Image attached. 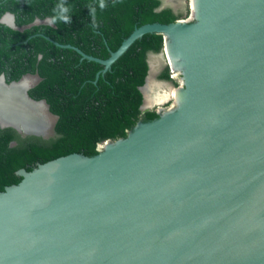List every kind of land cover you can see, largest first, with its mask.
<instances>
[{"label": "water", "instance_id": "obj_1", "mask_svg": "<svg viewBox=\"0 0 264 264\" xmlns=\"http://www.w3.org/2000/svg\"><path fill=\"white\" fill-rule=\"evenodd\" d=\"M195 1L190 18L142 24L105 59L46 36L102 64L96 77L145 37L163 36L139 87L140 108L158 105L160 115L99 143L95 155L19 169L21 180L0 191V264H264V0ZM165 7L160 0L157 10ZM0 21L24 27L10 12ZM153 57L180 74L184 97L169 108L145 105ZM25 78L17 97L42 106L45 131L5 114L0 127L46 137L57 116L28 93L39 75L1 74L0 85L10 93Z\"/></svg>", "mask_w": 264, "mask_h": 264}, {"label": "trees", "instance_id": "obj_2", "mask_svg": "<svg viewBox=\"0 0 264 264\" xmlns=\"http://www.w3.org/2000/svg\"><path fill=\"white\" fill-rule=\"evenodd\" d=\"M159 5L160 0H0V18L10 12L24 26L14 29L0 21V74L7 82L38 74L39 82L28 93L45 99L58 116L56 136L49 139L0 128V191L21 180V168L30 171L72 152L95 155L99 143L126 137L137 122L158 116L154 110H140L139 87L148 73L147 55L161 50L163 36L145 37L98 77L102 64L46 36L105 59L134 28L179 18L170 7L157 10ZM47 17L52 24H33ZM159 77L170 79L168 67Z\"/></svg>", "mask_w": 264, "mask_h": 264}, {"label": "bare ground", "instance_id": "obj_3", "mask_svg": "<svg viewBox=\"0 0 264 264\" xmlns=\"http://www.w3.org/2000/svg\"><path fill=\"white\" fill-rule=\"evenodd\" d=\"M195 0H192V5L195 3ZM6 19V20H5ZM4 20L7 22H10V16L4 17ZM157 61L155 60V57L151 59L152 66L156 65ZM176 66V65H175ZM177 67V66H176ZM154 79H149L147 85L144 88L145 93V103L147 100L148 105H152L153 103H161L164 102L168 98H175L176 101L183 99V93L180 92L178 94V97L172 95L173 91L169 92V90H164L162 85H157L155 82H153ZM28 80L25 78L24 80H21L20 82L16 83L14 86L15 90L11 91L10 93H5V90L0 85V114H5L6 116H0L1 118L15 121V124L17 126H20L22 129H32L37 130L40 129V131L44 132L45 127H47L49 123V119L46 117V115L43 112V109L41 108V105L30 104L28 102H25L24 99L19 100V97L17 95L20 93V90L25 87L26 84H28ZM175 89V88H174ZM164 90V91H163ZM179 90V89H176ZM10 103V105H13L9 111L12 110V112L4 113L2 110V106H7V104ZM18 106V107H17ZM20 107V108H19ZM14 108L15 114H14ZM18 117V118H17ZM17 118V119H16ZM44 125V128L42 126Z\"/></svg>", "mask_w": 264, "mask_h": 264}, {"label": "rangeland", "instance_id": "obj_4", "mask_svg": "<svg viewBox=\"0 0 264 264\" xmlns=\"http://www.w3.org/2000/svg\"><path fill=\"white\" fill-rule=\"evenodd\" d=\"M164 1L167 2L169 5H171V7H173L174 9H175V7L176 8L178 7L181 10V14H182L181 18L186 19V18L191 17L190 16V10H189V0H164ZM165 64H166V62H164L163 60L157 61V63H156L157 70H156L153 82H155V84H157V85H160V86L162 85L164 90H167V91L169 90V92H171L173 90L174 92H176L177 90H174V88H176L178 86H175V84H172L173 83L172 81H162L159 79L158 73L160 72L161 67L164 66ZM171 75L174 76L176 78V81L180 84V74L173 71V73ZM174 99L175 98H173V97H172V99H171V97L166 99L164 102L161 103V106L164 108L171 107L174 104ZM156 106H158V105H156ZM151 107H154V106H151Z\"/></svg>", "mask_w": 264, "mask_h": 264}, {"label": "flooded vegetation", "instance_id": "obj_5", "mask_svg": "<svg viewBox=\"0 0 264 264\" xmlns=\"http://www.w3.org/2000/svg\"><path fill=\"white\" fill-rule=\"evenodd\" d=\"M171 9H172V11L175 13V14H177V15H180L179 16V18H181V16H182V14H181V10L177 7H175V9L173 8V7H170ZM6 20V19H5ZM162 66V65H161ZM166 67H168V71H169V73H170V79H163V78H160L159 77V79L160 80H162V81H172L173 83L172 84H175V86H179L178 84V82L176 81V78L174 77V76H172L171 74L173 73V70H172V68L170 67V65L168 64V63H166L164 66H162L161 67V70H160V72L158 73V76L161 74V72L166 68ZM170 67V68H169ZM2 74V73H1ZM0 74V75H1ZM174 90H176V89H174ZM173 91V90H172ZM178 94H180V91L179 90H177L176 92H174L173 91V93H172V95H174L175 97H176V99H177V97H178ZM41 99H43V98H41ZM172 99V98H171ZM36 100H39V99H36ZM45 100V99H44ZM46 101V100H45ZM143 102V101H142ZM48 104V103H47ZM142 105V104H141ZM140 105V106H141ZM145 105H148L147 104V100H146V103H145ZM48 106H49V104H48ZM154 107H151V106H146L144 109H141L140 108V110L142 111V112H144V111H146V110H150V111H152V110H154L158 115H160V112H159V110H158V106H156V105H153ZM162 107V106H161ZM162 108H164V107H162ZM50 110V109H49ZM55 115V114H54ZM55 116H57V115H55ZM57 118H58V116L56 117V119H55V121H54V123H53V125L52 126H50V130H48V133H47V135H46V137H42V136H36V135H32V136H36V137H40V138H42V139H49V138H52V137H55L56 136V133H55V123H56V121H57ZM140 122V121H139ZM0 128H2V127H0ZM20 136L21 137H26V136H31V135H29V134H27V135H22V134H20ZM16 142L15 141H12L10 144L11 145H14Z\"/></svg>", "mask_w": 264, "mask_h": 264}, {"label": "clouds", "instance_id": "obj_6", "mask_svg": "<svg viewBox=\"0 0 264 264\" xmlns=\"http://www.w3.org/2000/svg\"><path fill=\"white\" fill-rule=\"evenodd\" d=\"M104 5H103V3H101V7H103ZM65 19H67L66 17H65Z\"/></svg>", "mask_w": 264, "mask_h": 264}]
</instances>
